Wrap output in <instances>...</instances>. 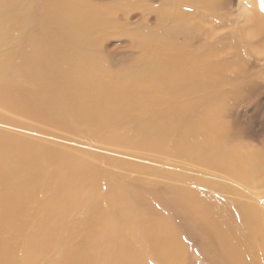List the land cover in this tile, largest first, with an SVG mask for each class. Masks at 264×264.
<instances>
[{
  "label": "bare ground",
  "instance_id": "1",
  "mask_svg": "<svg viewBox=\"0 0 264 264\" xmlns=\"http://www.w3.org/2000/svg\"><path fill=\"white\" fill-rule=\"evenodd\" d=\"M143 2L32 7L0 79V264H264V208L202 175L264 184V136L237 135L231 116L264 84L242 60L264 55V0L238 27L220 16L230 0H163L154 26L131 23ZM112 36L134 55L115 56ZM53 131L68 138L41 140Z\"/></svg>",
  "mask_w": 264,
  "mask_h": 264
},
{
  "label": "rangeland",
  "instance_id": "2",
  "mask_svg": "<svg viewBox=\"0 0 264 264\" xmlns=\"http://www.w3.org/2000/svg\"><path fill=\"white\" fill-rule=\"evenodd\" d=\"M144 2L139 4L135 11L130 12L128 15L131 16V23L138 24L143 19H149L150 26H154L156 23L158 11L162 5L163 0H143ZM263 0H230L226 10L220 13V16L225 18V21L231 22L236 27L241 25L244 19V8L259 9ZM39 0H0V79H4L9 74V69L13 64L20 61L25 51L28 48V43L31 39L33 29L31 28V9L37 7ZM106 2V1H105ZM104 2V3H105ZM32 11H36L33 8ZM3 13V14H2ZM12 13V14H11ZM37 13V12H36ZM11 15H13L11 17ZM4 16H6L4 19ZM225 22V23H226ZM227 32L226 28L215 29L214 32L205 31L203 34H196L192 38L190 48L192 51L201 49L207 42H219L221 41ZM128 38V36H112L109 38L111 44V50L115 56L120 57L123 61H126L134 55V51L128 50L126 47L116 48L119 42ZM183 37H179L182 39ZM242 60L246 65L247 72L250 75H255L264 67V55L253 52L251 54L242 55ZM6 119L10 120L13 115L10 113H4L1 115ZM233 120L237 123V127L233 130L237 135L248 138L258 144L259 140L256 136L252 135L253 126L260 135L264 136V84L258 86L254 97L244 104L242 107L236 108L231 112ZM13 128V126H10ZM0 130L6 131L7 127L0 125ZM12 133L15 135L19 134L17 129H12ZM64 136L65 138H62ZM252 136V137H250ZM68 138L67 135L59 133V131H53L48 135H43L41 140L51 141L54 139V143L64 141ZM245 151H251L250 149H244ZM8 154L7 156H10ZM121 159H131L139 163L151 164V160L143 159H132L126 157V153L115 154ZM201 173V172H199ZM202 174V173H201ZM208 176L210 179L219 181L221 183L229 184L230 186L239 187L250 197V199L256 200V204L260 208H264V184L262 182L248 185L245 182H239L237 180L230 181L226 178H222L213 174H202ZM184 231V227L179 228ZM185 235V233H184ZM194 247H191L190 254H193ZM192 264H210L203 257L198 255H191Z\"/></svg>",
  "mask_w": 264,
  "mask_h": 264
}]
</instances>
